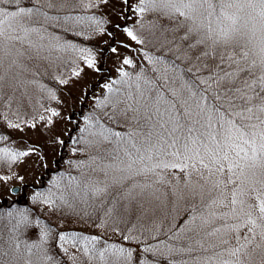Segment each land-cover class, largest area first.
<instances>
[{
	"label": "rangeland",
	"instance_id": "1",
	"mask_svg": "<svg viewBox=\"0 0 264 264\" xmlns=\"http://www.w3.org/2000/svg\"><path fill=\"white\" fill-rule=\"evenodd\" d=\"M138 3L139 0H20L18 5L0 4L9 11L32 8L34 14L25 18L24 25L36 29L28 37L35 47L20 57L16 65L10 66V59L6 58L0 67V77H3L0 79V211L10 207L5 214H0V232L2 227L8 232L14 228L15 221L11 229L6 226L10 219L8 215L12 216L13 210L21 214L24 204H29L30 209L29 213L25 211L19 218L15 217L20 221L21 238L10 234L3 237L6 241L8 239L5 241L7 252L0 264H59L53 258L50 263L40 241L35 243L33 236L40 238V226L34 221L31 229L25 226L28 218L33 217L32 213L38 215L37 212L44 223L52 224L67 236V240L59 244L75 260L74 264L79 252L77 254L71 242L82 241L78 237L91 239L93 236L98 239L92 243L100 254L104 253L109 264H129L114 255L115 249H125L118 233L125 232L127 228L151 234L153 230L158 232L178 224L175 228L178 237L186 238L185 235L191 234L201 237L204 248L201 251H206V254L202 258H186L183 262V257H178L176 264L236 261L237 258L230 256L227 249L246 244L244 239L237 242L224 228L225 221L209 218V222L204 223L201 217H208L212 209L201 206V197L175 200L170 189L182 186L179 170H168L163 174V182L157 183V175L135 174L142 167L140 163L128 169L131 160L124 154L123 147L115 142L103 145L106 151H98L91 144L97 139L94 133L99 131L100 125L107 124L103 113L110 108L101 107V102L105 97L114 98L116 95L109 93L104 85L115 81L114 90L125 87L119 83L123 78L117 70L124 68L133 76L144 70L151 75L149 58L161 57L165 61L176 58L175 47L169 41L178 33L161 30V25L170 27L172 22L155 12L137 13ZM125 28L132 30L143 43L131 40ZM19 34L23 35L22 32ZM113 48L116 52L112 51ZM125 57L132 59L133 65H123ZM88 59L93 61V66L88 65ZM176 63L181 70L189 67L180 60ZM85 128L87 131H81ZM69 135L70 141L63 144ZM124 147L133 152L134 159V150L127 145ZM55 159L65 162L66 166H73L65 172L63 182L66 187L61 192L57 191L54 181L64 172L49 174L44 171L53 166ZM75 164L86 167L77 169ZM133 184L152 185L144 194L141 208H130L126 199L128 188ZM13 185L19 186L14 194L10 192ZM43 187L44 192L41 193ZM101 188L106 191L98 193L97 189ZM154 189L164 194L161 196L163 204L154 213H145L144 209L157 206L149 195ZM22 191L25 192L24 198H17ZM37 198L39 201H35ZM84 199L92 203L93 211L89 216L82 211L77 214L78 204ZM94 212L101 214V221L108 229L89 221ZM193 217H196L195 221ZM27 228L28 236L25 235ZM217 228L219 232L215 231ZM24 236L25 239L22 238ZM224 240L229 243L224 244ZM19 243L23 247L16 246ZM191 243L179 245L178 253L181 254L183 248L186 252L193 250ZM30 244H35L31 250ZM127 248L135 249L130 245ZM163 248L166 244L162 245ZM140 254L141 259L137 257L138 252L135 254L137 264L141 261L161 264ZM68 256L65 264H72ZM165 256L168 259L173 257L170 253ZM239 260L241 264H264V242L259 236L239 254Z\"/></svg>",
	"mask_w": 264,
	"mask_h": 264
},
{
	"label": "snow or ice",
	"instance_id": "2",
	"mask_svg": "<svg viewBox=\"0 0 264 264\" xmlns=\"http://www.w3.org/2000/svg\"><path fill=\"white\" fill-rule=\"evenodd\" d=\"M19 2L0 0V4ZM135 10L141 15L155 12L172 22L170 27L161 25V30L178 33L169 41L176 58H149L151 75L117 70L125 87L114 90L115 81L104 85L116 95L101 102V107L110 108L103 113L107 124L100 125L91 144L106 151L103 145L115 142L131 160L128 169L140 163L135 174L157 175V183L163 182L168 170H179L182 186L170 189L171 195L177 202L201 197V206L212 209L208 217H201L204 223L209 218L223 220L237 242L244 239L246 244L227 249L236 261L222 262L241 264L239 254L247 245L257 236L264 242V0H139ZM33 14L32 8L0 7V67L6 58L10 66L16 65L35 47L28 37L36 29L24 25ZM124 31L143 43L132 30ZM176 60L189 67L181 70ZM87 63L93 66L91 59ZM122 63L133 65L127 57ZM125 145L134 150V159ZM150 188V184L130 185L126 196L130 208L143 207ZM149 195L157 206L144 211L154 213L164 194L154 189ZM173 238L179 237L174 233ZM143 251L165 255L159 246ZM114 255L124 261L132 258L123 248L115 249Z\"/></svg>",
	"mask_w": 264,
	"mask_h": 264
},
{
	"label": "trees",
	"instance_id": "3",
	"mask_svg": "<svg viewBox=\"0 0 264 264\" xmlns=\"http://www.w3.org/2000/svg\"><path fill=\"white\" fill-rule=\"evenodd\" d=\"M65 155L66 154H64L63 156H65ZM64 163L65 162H62L61 160L55 161L53 166L49 170H47V172L49 174L57 173L60 170H61V173L64 172V173H62V175H60L61 173L56 174L57 176L60 175L54 181V185L57 188L58 192L65 190L66 185L63 182L65 172L67 170H69L71 167H73L71 165L66 166L67 164H64ZM61 164H64L65 166L61 167V169H60ZM74 166L77 169H81V168L86 167L85 165L83 166L81 164H77V165L75 164ZM44 183H45V181L42 184H44ZM81 186L85 187L83 184H81ZM43 192H44V187H43V191L41 193H43ZM24 193L25 192L22 191L20 194L17 195V198H24ZM35 201H39V198H37ZM54 203H55V201H54ZM3 208H6V207H3ZM86 208H88V209H86ZM89 209H91V210H89ZM7 210H10V207H7L3 211H0V214H5ZM13 211L14 212H12V216L8 215L10 217V219H9V222H7L6 226H8L9 229H11V227H12L11 225L15 221V223L13 225L14 228L11 229V232H8V230L5 229L4 227L1 228L2 231L0 232V261L5 256L4 253L7 252V248L5 245L6 238L4 239L3 237L10 234V235L21 238V229H20L21 226L18 225V223L20 221H17L15 219V217L19 218L20 216L23 215L22 213H24L25 211H27L29 213V211H30L29 204L28 205L24 204V211L21 214L17 213L16 209ZM81 211L83 212V214L89 216V214H91V212L93 211L92 203H90L88 200H85V199L81 200L78 204L77 214L80 215ZM27 212H26V214H27ZM34 212L36 213V210H34ZM37 214L38 215H36V214L34 215V213H32L33 217L31 216L28 218L25 226L31 229L33 227V224H32L33 221L36 225L38 224L40 226V232L38 233L40 238L37 235L33 236L35 243H36V241H37V243H38V241H40L41 246L43 247L44 252L47 254L48 261L50 263L52 262L51 260L53 258L55 263L65 264L68 261L67 256L69 255V253L66 252V250L62 249V244L61 243L59 244V242H64L65 240H67V236L64 233H62V231L59 230L57 227H54L52 224H50L48 222L44 223V221L41 220L42 219L41 214L39 212H37ZM43 217L46 220L45 216H43ZM103 217H104V215H103ZM26 219H27V217H26ZM89 221L93 224H97V225L101 224V225H103L102 226L103 228L108 229L106 224L103 223V221H101V214L100 213L97 214V212H94L93 216H91V218H89ZM177 225H175L173 227H166L164 230H161L158 232L153 230V232L151 234H149V232L147 234H145L144 232L137 231L133 228H127V230L125 232L118 233V237L120 238L121 244L123 246H125V251L129 252L128 250H131V252H132V258L130 259V261L128 260V263L129 264H137L136 258L138 257L139 259H141L140 253H142L149 261H153V259H154V260H157L158 262H160L161 264H173L172 262L174 260H175L174 264H176L178 257H183L181 262H183L184 259H186V258H190V260L193 258H202V256L204 254H206V251L205 252L201 251L202 249H204L202 247V238L199 237L197 234H191L189 236L185 235L186 238H180L179 237L178 239H174L173 234L174 233L176 234L175 228ZM28 228H27L26 233H25V235H27V236L30 234ZM113 229H115L114 231L118 232L117 228H113ZM129 232L133 235H131ZM61 236H63L64 238L61 239ZM176 236L178 237L177 234H176ZM183 236H184V234H183ZM125 237H128V239H125ZM22 238L25 239V236ZM78 238H81L82 241L75 240V241L71 242L74 245V247L76 248V252L77 251L79 252V254L77 252L78 258H77L76 264H109L108 258L105 259L104 256H101L99 249H97L95 247V245L92 243L91 239L86 238V237H83V238L78 237ZM7 241H8V239H7ZM9 242H11V240ZM188 242H192L190 244V247L193 250H191V251L187 250V252H186V250L183 248L181 254L178 253L179 252L178 248L182 245L183 246L188 245ZM151 244H153V247L159 246L160 249L165 254L170 253L173 257L168 259V257L165 255L162 257H156L152 253H145L143 251L144 248L151 246ZM163 244H166V248L162 249ZM34 245H31V244L29 245L30 250L33 249ZM128 245L135 247V249H128L127 248ZM16 246L23 247V245L21 243L17 244ZM71 251H73V250H70V252ZM136 252H138L137 257L135 256ZM65 253L67 255H65ZM69 259L71 260L72 264H74L75 260L71 259L70 257H69Z\"/></svg>",
	"mask_w": 264,
	"mask_h": 264
},
{
	"label": "water",
	"instance_id": "4",
	"mask_svg": "<svg viewBox=\"0 0 264 264\" xmlns=\"http://www.w3.org/2000/svg\"><path fill=\"white\" fill-rule=\"evenodd\" d=\"M17 189H18V186H14V187L12 188L13 191H16Z\"/></svg>",
	"mask_w": 264,
	"mask_h": 264
}]
</instances>
